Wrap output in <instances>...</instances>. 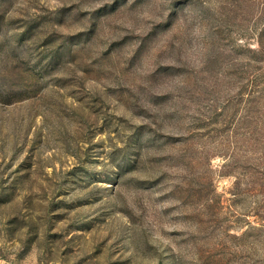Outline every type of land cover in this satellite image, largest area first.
Masks as SVG:
<instances>
[{
  "label": "rangeland",
  "instance_id": "rangeland-1",
  "mask_svg": "<svg viewBox=\"0 0 264 264\" xmlns=\"http://www.w3.org/2000/svg\"><path fill=\"white\" fill-rule=\"evenodd\" d=\"M0 264H264V0H0Z\"/></svg>",
  "mask_w": 264,
  "mask_h": 264
}]
</instances>
